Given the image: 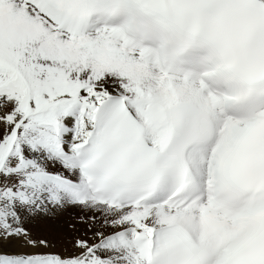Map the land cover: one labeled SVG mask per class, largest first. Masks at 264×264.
Masks as SVG:
<instances>
[{"label":"snow or ice","instance_id":"1","mask_svg":"<svg viewBox=\"0 0 264 264\" xmlns=\"http://www.w3.org/2000/svg\"><path fill=\"white\" fill-rule=\"evenodd\" d=\"M0 264H264V0H0Z\"/></svg>","mask_w":264,"mask_h":264}]
</instances>
